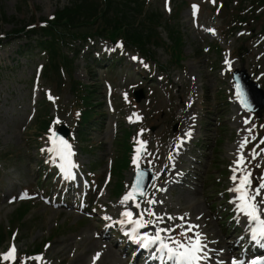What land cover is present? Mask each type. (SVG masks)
<instances>
[{
  "label": "snow or ice",
  "instance_id": "obj_1",
  "mask_svg": "<svg viewBox=\"0 0 264 264\" xmlns=\"http://www.w3.org/2000/svg\"><path fill=\"white\" fill-rule=\"evenodd\" d=\"M214 2V0H213ZM194 11H198V5L193 6ZM171 11V9H168ZM209 31L215 34L214 29H209ZM123 48V45H119ZM134 60H138V57H132ZM143 63L142 61H140ZM229 69L231 68V62L225 61ZM147 67V65H145ZM134 87V86H133ZM236 96L241 104L246 110H250V106L247 102L246 95L243 93L240 86H236ZM49 99L55 102V98L49 94ZM124 99L127 101L128 94L124 93ZM80 113H77L79 116ZM143 117L138 113H133L128 117L130 123L140 122ZM61 121L59 117H56L53 124L49 127V135L47 137L50 142V147L47 149L49 153L55 159L60 161L58 167L64 173L65 178H75L74 169L78 168L79 165L75 163L73 157L75 152L73 146L66 139L58 135L55 125L60 124ZM249 123L245 120V124ZM143 129L138 133V137L143 135ZM251 133V129H248ZM185 136L190 138L191 132L185 133ZM137 146L135 147V156L133 159V164L136 168L135 179L132 183L129 191L123 196L121 204L124 205L125 210L121 212L123 217L116 223H119L122 228H127L131 226L130 231L126 230L124 234L129 237V239L139 245L141 248L153 253V258H158L161 264L165 261L169 264H202V262L207 258V253L205 249L207 248V243L205 235L198 229L199 225L187 223L179 224L175 227H162L165 223V217L159 216L153 210L152 207L143 208L141 199L144 198L149 206L155 205L157 201L155 199L148 198V194L144 188L145 171L141 169L139 161L143 158L144 154L147 153V142L141 139H137ZM184 143V138H180L179 144ZM249 143L248 137H245L241 142L240 148L243 149ZM264 144V140L260 141ZM43 151V149H42ZM150 155V153H147ZM256 154L252 153V158L255 159ZM235 167L232 169L233 175L230 179L233 182V187L229 188L228 191L234 193V199L230 201L235 207V212L237 215V221L241 216L246 218V223L248 225V231L250 233V238L253 242L261 243L264 241V178L257 187L253 188V177L250 170L247 167L246 157L241 151L236 160L234 161ZM21 199L26 198V196H21ZM259 198V199H258ZM132 203L135 209L140 210L134 213L128 205ZM147 217V218H146ZM105 220H111L109 216L104 217ZM179 219L181 221L185 220L184 216L173 217L167 216L168 221H174ZM199 219V217H198ZM149 226L155 229L154 232H145ZM176 228H180V236L183 239H178L172 235L176 231ZM192 233V235H189ZM154 250V252H153ZM100 253H97L94 257L95 260L100 258ZM2 261L10 262V264H15L17 259V249L15 245H12L10 249L0 257ZM31 259L41 262V264H46L42 256L32 257ZM23 264H27L26 261ZM231 264H244L243 261H237L232 259ZM252 264H264V259L253 260Z\"/></svg>",
  "mask_w": 264,
  "mask_h": 264
},
{
  "label": "rangeland",
  "instance_id": "obj_2",
  "mask_svg": "<svg viewBox=\"0 0 264 264\" xmlns=\"http://www.w3.org/2000/svg\"><path fill=\"white\" fill-rule=\"evenodd\" d=\"M72 2L73 0H0V33L11 34L14 31L21 29L23 24H30L32 22L35 23L37 21L47 19L50 15H53L58 10L69 6ZM128 10L130 11L129 16L135 15V4H132L130 7H128ZM124 22L126 23L128 20L125 19ZM138 22L139 21L136 20L135 26ZM192 34L194 36V33ZM163 37L164 39H168L166 34H163ZM190 41L192 44L191 47L196 48L194 40L190 39ZM158 53L160 56L163 54L162 51H159ZM7 56L8 55H3V57L0 59V66H9L11 65L10 62H12L13 70L10 69L6 73H0V79L3 81L1 85L3 87L6 86L9 79L13 81L28 80L34 62L28 63V60H16L8 58ZM26 63L28 64V67L26 66ZM12 71H14V74H11ZM207 90L211 92L209 95V100L214 99L213 96H215V91L212 89L211 84L207 85ZM20 99H22V97H20ZM99 99L100 98L97 100ZM98 109L100 110V108ZM93 119L95 122H97V125L100 128L98 129V132L92 134L91 136L97 137L95 140L96 143L107 139V136H109V141L105 143L102 149L105 152L113 149L114 141L111 140L112 135L110 136V131L107 127V118L103 114L102 117L95 116ZM38 134L39 132L36 133V129H34V131L31 130L25 135H22L7 121L0 120V155L5 159L13 160L12 163L7 161V164L9 167L12 164L14 166L16 164L17 173L20 174V178L22 180L34 179L33 170L28 167L27 163L20 162V157H24L23 160L30 162V159H32L33 155H35L33 147L34 135L36 136ZM28 150H32L31 156L27 155L29 152ZM33 168H35V165ZM25 174L29 175V179H26ZM14 210L15 208H10L0 215V252L7 248L8 244L10 243V234L14 230V227H18V225H21L18 236L19 244L22 250H27L29 252H36L40 250L42 244L45 241H49L54 235L53 233L56 231L57 225H63L62 234L58 237V247L63 248L67 246V244H70V247H68L70 250L72 248L74 249L75 245L83 246V232L78 230V228H75L74 221H71L70 224L69 221H66L68 216L65 218H60L58 215V213L61 212L60 210H51L52 214L50 215L46 210L38 208L33 212H35V215H41L40 218L32 216L33 213L30 212V214L23 219H19V215L15 213ZM68 226L74 227V231L66 233V230L69 228ZM50 229V235L44 236V234H47ZM35 246L37 247L34 248ZM90 246L92 247V245ZM83 260H85V258Z\"/></svg>",
  "mask_w": 264,
  "mask_h": 264
},
{
  "label": "bare ground",
  "instance_id": "obj_3",
  "mask_svg": "<svg viewBox=\"0 0 264 264\" xmlns=\"http://www.w3.org/2000/svg\"><path fill=\"white\" fill-rule=\"evenodd\" d=\"M84 243H90V242L89 241H86ZM78 263L81 264L82 263V259H80V261Z\"/></svg>",
  "mask_w": 264,
  "mask_h": 264
}]
</instances>
